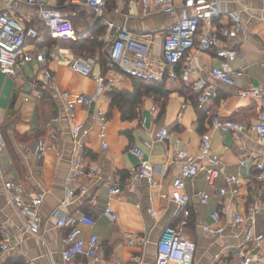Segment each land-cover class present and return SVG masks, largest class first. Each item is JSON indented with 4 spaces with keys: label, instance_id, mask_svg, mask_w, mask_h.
I'll return each mask as SVG.
<instances>
[{
    "label": "crops",
    "instance_id": "crops-1",
    "mask_svg": "<svg viewBox=\"0 0 264 264\" xmlns=\"http://www.w3.org/2000/svg\"><path fill=\"white\" fill-rule=\"evenodd\" d=\"M5 1L0 0V7ZM61 4L78 34H88V38L82 39L96 35L95 39L102 43V53L108 61L104 64L98 53L94 75H105L110 69L111 39L125 24V14L129 15L127 28L133 37L145 41L144 34L162 33L184 14L195 11L185 0H150L148 7L141 0H108V10L101 18L89 7L71 5L67 0ZM172 4L175 12L162 9ZM220 8L221 15L214 18L211 28L221 38L219 46L237 50L233 60L216 57L217 47L207 51L191 49L194 69L187 72L188 63L184 59L177 62L161 81L165 94L145 93L133 106V113L125 108V118L118 106L111 105L110 92L115 88L133 93L137 84L133 76L116 73L113 85L109 86L106 80L93 105L77 107V119L83 123L81 143L72 137L65 105L80 94H94L98 84L93 76L70 69L68 61L76 53L68 41L56 39L51 46L45 42L44 46L58 53L48 65L55 74L53 84L45 82L43 66L37 62L24 66L16 76L0 70V125L5 137V147L0 152V179L3 175L22 184L30 194L44 195L39 210V235L24 231L26 216L4 195L0 196V228L4 231H0V236L12 240V246L0 252V264L12 258H21L26 264L88 262L85 255L62 260L61 239L68 226L57 225L55 215L67 197L68 178L79 159L86 166L93 165L96 174L85 175L76 183L78 192L63 210L65 215L84 212L96 218L94 227L79 224L84 238L93 233L99 237L95 264H155L163 230L178 220V204L171 199L174 179L181 173L175 152L185 149L188 155L197 156L204 136L211 139V151L221 160L223 172L214 186L207 183L202 173L184 179L183 191L191 195V200L185 207L188 225L181 235L196 243L194 264H241L239 245L247 233L263 235L255 249L264 253V209L256 213L255 224L247 220L239 227L234 225L236 214H246L251 206H264L263 171L256 167L259 162L264 164V139L260 141L259 135L249 128L259 121L261 101L239 93L240 88L251 85L264 87V0H229L222 2ZM18 11L30 18L28 25H35L43 34L47 32L35 8L22 3ZM228 11L240 16L241 27L236 35L226 33L233 27ZM104 20L115 27L109 28ZM31 43L29 40L28 48L33 47ZM212 65L226 70L234 84L213 77ZM240 69L242 75L237 74ZM204 91L207 98L198 106ZM100 110L106 116L104 138ZM54 116H59V122L50 130L48 123ZM216 116L234 119L247 128H215L212 119ZM164 127L169 134L161 139L158 133ZM43 144L45 148L40 151ZM132 145L142 149L154 181L144 178L135 189L110 194V188L115 184L124 186L130 171L138 166L139 158L130 150ZM227 174H240L241 181L228 183ZM223 187L226 193L221 196ZM201 190L209 194L207 204L199 199ZM108 203L116 212L115 220L105 213ZM222 206L226 209L222 215L224 230L219 234L203 230L202 224L211 223V213Z\"/></svg>",
    "mask_w": 264,
    "mask_h": 264
},
{
    "label": "built area",
    "instance_id": "built-area-1",
    "mask_svg": "<svg viewBox=\"0 0 264 264\" xmlns=\"http://www.w3.org/2000/svg\"><path fill=\"white\" fill-rule=\"evenodd\" d=\"M133 2L134 0H124ZM145 7L149 6L150 0H141ZM229 0H185V4L192 6L195 11L191 14H184L175 23L169 26L162 33L148 32L144 34L145 41L137 40L133 37L127 28L129 15L125 14V24L117 29V33L111 39V51L109 55L110 69L105 75H94L93 69L96 64L94 56L75 54L69 61L68 66L75 72L82 75L93 76L97 81L98 89L94 94H80L74 100L68 101L65 105V111L68 113L72 124L71 134L73 139L81 143L83 136V123L77 119V107L92 105L99 99L101 92L106 86V80L109 86L114 83L116 73L139 77L147 81L161 82L167 70L173 67L177 62L185 60L188 63L187 72L194 69L192 55L190 50L193 48L204 51L216 48V57L233 60L237 55L235 48L219 46L221 38L211 28L214 18L221 15L220 5ZM22 3L33 7L37 11L39 20L46 27L50 36L64 41H75L79 38H88V34L79 35L74 23L62 11L60 0H6L0 7V70L10 76H16L24 66L30 63H39L43 66V77L46 83L53 84L55 74L50 69L49 60L56 58L58 53L49 47L44 46L46 42L45 34L32 24L26 15L20 13L19 7ZM68 4L75 6H86L91 8L97 17L103 18L108 10V0H67ZM167 12H175V5H168L162 8ZM17 13V15L14 14ZM228 16L233 20V27L226 31L228 35H236L240 30V16L228 11ZM104 23L109 28H114V24L107 20ZM31 40L33 47L28 48V41ZM118 67V70L114 69ZM210 72L213 77L227 83L234 84V78L222 67L212 65ZM242 75L243 71H237ZM201 85V83H198ZM243 96L258 98L261 101V110L259 121L249 127L255 131L260 138L264 139V87L251 85L239 89ZM207 98V92L201 93L199 103L202 106ZM102 121H106V116L100 110L98 115ZM59 122V116H54L48 123L52 130L54 125ZM213 127L218 129L241 131L246 129V125L231 118H222L216 116L212 119ZM105 122L101 126V135L105 136ZM167 128H162L158 136L161 139L168 137ZM107 142L103 140V147ZM5 147V137L0 125V152ZM45 145L39 147L43 151ZM130 150L139 158L138 166L133 168L129 176L125 179V185L115 184L110 188V194H120L125 188L135 189L136 183L144 178L154 181L152 171L149 168V162L143 158L142 149L136 145L130 146ZM177 160L181 164V173L174 179L175 190L171 199L178 204L176 224L167 226L157 243V259L155 264H194V254L196 243L190 239L182 237L184 228L188 225V215L185 207L191 200V195L183 191L184 179L192 178L203 174L209 185L214 186L217 179L223 172L221 160L211 151V139L207 136L202 138L197 156L188 155L185 149L175 152ZM244 160L241 165H244ZM83 159H79L71 171L67 182V197L62 201L61 206L56 210L58 216L57 225L68 226L67 232L62 236L61 242L62 260L70 261L76 259L79 255H85L89 258L86 264H95L99 249V237L93 233L88 239L81 236L79 224H86L94 227L97 220L88 213H80L78 216L65 215L63 207L67 206L71 199L77 194L78 187L76 183L85 175L96 174L93 165H85ZM256 167L262 170V188L264 189V164L257 163ZM225 179L228 183H238L241 181L240 174H227ZM84 185L81 190H84ZM221 196L226 193V188L220 189ZM4 195L18 211L26 216L23 223V229L34 235L40 234V214L39 210L43 203V193L30 194L24 186L15 182L13 179L1 175L0 196ZM166 196V195H164ZM201 203L209 202V194L205 190L198 192ZM262 205L259 208L250 207L246 214L238 213L234 219V225L239 227L242 223L249 220L255 224V215L258 210H263ZM225 207L221 210L211 213V223H203L202 228L205 231L221 233L224 230L222 224V215ZM105 213L111 220H115L117 215L108 203L105 207ZM1 233L4 232L0 228ZM263 239V235H253L247 233L239 245L238 254L241 256V264H264V253L259 249L258 242ZM250 246H247V244ZM12 246L10 237L0 236V252ZM55 264H62V261H55Z\"/></svg>",
    "mask_w": 264,
    "mask_h": 264
},
{
    "label": "trees",
    "instance_id": "trees-1",
    "mask_svg": "<svg viewBox=\"0 0 264 264\" xmlns=\"http://www.w3.org/2000/svg\"><path fill=\"white\" fill-rule=\"evenodd\" d=\"M65 1L66 0H60V3H64ZM92 32L95 33V31ZM94 36L96 37V35ZM45 37H46V43L49 44L50 46L51 43L56 40L50 36L48 31L45 33ZM95 37L89 39L79 38L75 41L70 40L68 41V43L75 50L76 54H81L85 56L91 55L95 57L98 53H100L103 63L106 64L108 59L106 55L102 53V47H103L102 43L97 41ZM133 77L136 79V84H137V88L135 92L130 93L115 88L110 92L111 105L118 106L121 109L124 118H125V108L127 110H130L131 113H133V106L141 101L145 93L153 91L156 95L159 96H163L165 94L164 84H161L163 82L147 81L139 77H135V76ZM197 105L199 106V102H197ZM163 109H164V105H162L161 111H163ZM6 264H26V262L21 258H12V259H8Z\"/></svg>",
    "mask_w": 264,
    "mask_h": 264
},
{
    "label": "rangeland",
    "instance_id": "rangeland-1",
    "mask_svg": "<svg viewBox=\"0 0 264 264\" xmlns=\"http://www.w3.org/2000/svg\"><path fill=\"white\" fill-rule=\"evenodd\" d=\"M14 14H15V15H17V13H16V12H14ZM26 66H27V65H26ZM29 68H30V67L28 66V69H29Z\"/></svg>",
    "mask_w": 264,
    "mask_h": 264
},
{
    "label": "water",
    "instance_id": "water-1",
    "mask_svg": "<svg viewBox=\"0 0 264 264\" xmlns=\"http://www.w3.org/2000/svg\"><path fill=\"white\" fill-rule=\"evenodd\" d=\"M93 105V104H92Z\"/></svg>",
    "mask_w": 264,
    "mask_h": 264
}]
</instances>
